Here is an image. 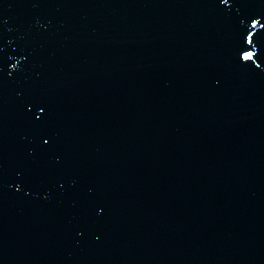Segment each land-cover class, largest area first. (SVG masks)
I'll use <instances>...</instances> for the list:
<instances>
[{"label":"water","instance_id":"obj_1","mask_svg":"<svg viewBox=\"0 0 264 264\" xmlns=\"http://www.w3.org/2000/svg\"><path fill=\"white\" fill-rule=\"evenodd\" d=\"M0 264H264V0H0Z\"/></svg>","mask_w":264,"mask_h":264}]
</instances>
